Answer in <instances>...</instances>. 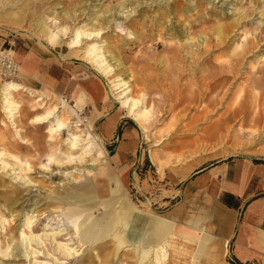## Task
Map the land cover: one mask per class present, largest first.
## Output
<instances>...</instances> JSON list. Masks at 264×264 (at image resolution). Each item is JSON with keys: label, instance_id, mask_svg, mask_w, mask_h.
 Wrapping results in <instances>:
<instances>
[{"label": "rangeland", "instance_id": "374dc122", "mask_svg": "<svg viewBox=\"0 0 264 264\" xmlns=\"http://www.w3.org/2000/svg\"><path fill=\"white\" fill-rule=\"evenodd\" d=\"M15 11L26 17L12 23H2L0 17V47L16 50L22 43L34 44L61 62L77 87L90 80L101 83L105 97L98 103L84 98L79 106L71 93L60 97L65 102L45 97L44 108L39 95L23 87L14 98L20 104L16 126L26 141L6 121L0 101V152H5L0 156V264H157L154 250L142 260L148 246L128 238L118 244L114 232L119 224L108 235L84 242L73 221L63 214L64 194L87 198L85 186L96 177L106 178L110 191L101 198L118 200L125 178L134 209L174 220L178 228L201 219L211 240L188 264H246L234 256L228 243L218 239L226 210L202 196L184 197L183 180L177 185L183 176L175 177L172 171L188 163L200 171L232 159L264 164V0H0V13ZM86 24L99 34L70 45L75 28ZM34 27L57 33L59 45L47 46L43 33L35 36L19 30ZM91 41L102 45L108 55L112 70L106 77L77 53ZM20 75L21 64L16 78L0 74V81L21 82ZM108 80L116 84L114 92L122 99L146 95L139 106L146 104L150 109L144 117L145 136L127 109L109 94ZM120 80L127 81V88L118 87ZM55 104L64 117L69 116L73 130L83 134L81 145L89 143L88 134L93 135L95 147L81 159L67 156L82 154L80 148L69 152L67 129L51 136L47 123L31 121ZM218 123H226V129L214 127ZM213 127L220 134H213ZM122 145L125 157L112 159ZM12 154L23 161L32 184L16 176L21 170ZM3 160L16 167V172L4 168ZM116 201L113 211L119 216ZM203 203L211 208L210 220L204 221ZM91 210L98 217L105 213L102 204ZM32 213L35 234L61 229L64 233H56L54 241L33 242L39 252L30 259L24 255L21 231H28L24 219ZM215 213L221 223L213 221ZM58 243L74 249L65 256L55 249ZM9 244L10 254H5ZM168 250L166 262L173 258ZM262 259L259 256L250 264H264Z\"/></svg>", "mask_w": 264, "mask_h": 264}, {"label": "bare ground", "instance_id": "6f19581e", "mask_svg": "<svg viewBox=\"0 0 264 264\" xmlns=\"http://www.w3.org/2000/svg\"><path fill=\"white\" fill-rule=\"evenodd\" d=\"M119 5L120 4H118V6ZM107 12H109V10H107ZM0 17L3 19V21L12 23L13 21L25 18L26 14L15 11L3 14L0 13ZM19 30L29 31L30 34L35 36L39 35V33H43V36L47 39V46L59 45V37L57 33L46 31L45 28H41L42 32H39V28L37 29L35 27L29 30ZM59 31L65 32V29L59 27ZM98 34L99 31L87 28V24L82 28L77 27L75 28L73 38L70 41V45L75 46L84 36L87 37V39H94L95 35ZM156 45H161V42L158 39ZM77 53L78 55L85 57L91 64V67L101 75L106 77L111 72L112 68H110L111 63H109L108 55L105 53V49L102 47V45H100L98 42L91 41L90 43H87L84 50ZM10 54L17 62L18 60L15 57L14 49L10 51ZM64 55L66 54H62L61 56L63 57ZM112 55L113 54L111 53L110 56ZM111 58L113 59L115 57L112 56ZM120 64V62L117 63V65ZM7 78L10 79L11 77ZM108 84V90L111 97H113V99H115L116 101L121 102L122 107L127 109L128 115L133 118V120H135L136 124L142 129L145 136L148 130V126L144 122V117L146 116V114L150 113V109L146 104H144L143 108H140L139 106L145 103L146 95L143 94L141 99L135 98L134 96L122 99L124 96H117L116 92H114L116 90V87H114L116 84H113V80H108ZM117 84L119 88H127V81L120 80ZM22 88L23 85L15 80H9L5 82L0 81L1 109L5 113L6 121L15 126V133L17 137L22 141H26L21 134L20 128L16 126V115L20 110V104L15 100L14 93L21 90ZM37 100L42 102V107H47V102L44 101L43 96L38 97ZM59 101L65 102V100L60 97ZM77 105L79 106V103H77ZM59 107V104H55L53 108L47 109L45 112L32 117L31 121L33 123H47V131L51 136L60 135L64 130L67 129L69 152H72L79 148L82 149V154L79 157L73 156V154L71 153H68L67 156L70 160L76 158L81 159L84 154L93 151L95 147L92 141L93 135L91 133L88 134V139H90L89 143H82L81 145L83 134L77 133L75 132V130H73L72 127H74V124L71 120H69V116L64 117L60 113L61 110L59 109ZM71 111L74 112L73 109ZM100 139L103 140L102 137ZM4 155L5 152L1 151L0 156ZM122 155L123 151H118L114 156H112V159L118 160L122 157ZM12 156L17 160V164L21 170V172H19L16 176L24 181L25 184H32V180L26 176L25 169L22 166L23 161L18 155L12 154ZM50 159L53 160L52 157ZM7 166L8 169L14 170L16 172V167H12L11 163L9 165L8 162L3 160V167L6 168ZM0 184H3V180L1 178ZM87 185L88 186H85V193L89 194L87 198H84L83 196L74 194L72 192L64 194L63 198V200H65L67 203V207L64 210L63 214L73 221L76 230L80 232V237L84 242L96 240L104 235H108L109 233L115 231L116 225L119 224V230L117 232H114V237L117 239L119 245L124 244V239L128 238L133 243H139V245L148 246L147 248L143 247L144 249L142 253V260L147 257L149 251L154 250L156 252L155 260L157 264H186L187 261L194 257V253H198L199 251L208 248L211 239L206 234L205 228L202 227L201 232L196 235V239H191L190 237L186 236V234H184L185 236H183L182 238L180 236L177 237V233H172L170 231V224L159 216L151 213L144 214L143 212L134 209L130 204V199L127 192V182L125 178H122L120 188L123 189V192H121L122 190H119L120 192L118 194V200L117 198L114 200L113 198H101V196H105L110 192L108 190L107 179L104 177H100L98 179L96 177V180L94 182L89 180ZM80 186L82 187V184H80ZM115 201L120 204L121 210H119V216L118 214H114L113 211ZM98 204H102L105 207V213L102 217L93 215L91 210L93 206ZM33 217V213L26 215L24 219V225L28 229V231H26L25 229L21 231V234L23 235L22 240L24 241L26 247L24 255L30 259H33L34 254L39 252L32 246L33 242H36L38 245L43 244L44 238L54 241L56 233H64V231H62L63 229H61L60 232L56 233L44 232L41 234H35L33 230ZM10 247H12L11 244L8 245L7 249L5 250V254H10L8 250ZM15 248H17V246ZM169 248L174 253V257L172 256L173 258L170 259L171 262H166ZM55 249L62 252L65 256H68L70 255V251H72L74 248H71L70 250L66 245L58 243ZM34 263L36 264V261H34ZM39 264L46 263L41 262Z\"/></svg>", "mask_w": 264, "mask_h": 264}, {"label": "crops", "instance_id": "0c3cea01", "mask_svg": "<svg viewBox=\"0 0 264 264\" xmlns=\"http://www.w3.org/2000/svg\"><path fill=\"white\" fill-rule=\"evenodd\" d=\"M15 57L21 64L20 83L31 94L36 93L39 97L43 96V99L47 97V100H52L71 93L79 105L83 104L84 98L89 97L93 103H98L105 97L101 83L90 80L77 87V83L68 78L65 66L34 44H20L15 50ZM247 122L248 119L242 123ZM224 124L218 123L214 127L219 125L226 129V123ZM214 127L210 129L213 134H220ZM124 148L122 145L118 150L123 151L120 159L125 157ZM156 157L155 154H151L152 160ZM175 171H172L173 176L179 177L180 174L183 176L177 185L183 180L181 192L184 197L193 199L196 195L202 196L203 200L213 201L216 206L226 210V216L222 218L224 227L217 232L218 239L231 246L234 256L246 264L252 263L259 256L264 261V164L245 159H232L200 171L192 170L190 163ZM224 199L238 206L231 208L223 202ZM202 207L204 221L210 220L211 208L208 209L204 203ZM158 216L170 224V231L177 233V237L182 238L186 234L191 239H196L202 227L205 228L200 225L199 218L189 221L186 228H178L174 220ZM219 218L218 213L213 215V221L221 223ZM206 234L210 238L207 231ZM172 256L174 257V253ZM190 262L191 259L187 264Z\"/></svg>", "mask_w": 264, "mask_h": 264}, {"label": "built area", "instance_id": "2783aa9c", "mask_svg": "<svg viewBox=\"0 0 264 264\" xmlns=\"http://www.w3.org/2000/svg\"><path fill=\"white\" fill-rule=\"evenodd\" d=\"M12 50V46H1L0 47V74L4 77H17L20 71L19 63H17L10 51Z\"/></svg>", "mask_w": 264, "mask_h": 264}, {"label": "trees", "instance_id": "16d2710c", "mask_svg": "<svg viewBox=\"0 0 264 264\" xmlns=\"http://www.w3.org/2000/svg\"><path fill=\"white\" fill-rule=\"evenodd\" d=\"M223 202L227 205V206H229V207H237L238 206V204H236V203H232V202H230V201H228V200H223ZM250 264V263H249Z\"/></svg>", "mask_w": 264, "mask_h": 264}]
</instances>
